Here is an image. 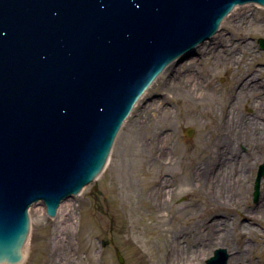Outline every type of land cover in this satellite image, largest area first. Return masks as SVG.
<instances>
[{
  "label": "water",
  "instance_id": "water-1",
  "mask_svg": "<svg viewBox=\"0 0 264 264\" xmlns=\"http://www.w3.org/2000/svg\"><path fill=\"white\" fill-rule=\"evenodd\" d=\"M248 2L0 0V264L25 261L30 207L53 218L90 185L155 79Z\"/></svg>",
  "mask_w": 264,
  "mask_h": 264
},
{
  "label": "rangeland",
  "instance_id": "rangeland-1",
  "mask_svg": "<svg viewBox=\"0 0 264 264\" xmlns=\"http://www.w3.org/2000/svg\"><path fill=\"white\" fill-rule=\"evenodd\" d=\"M238 8L249 14L252 23L246 29H241L237 21L227 17L221 25V33L228 39L234 37V44L242 36L248 37V48L255 51V64L259 66L256 75L261 94H264V49L260 44V39H264V7L247 4ZM237 44L234 56L238 59L243 57L244 64L240 67L234 64L233 69H240V73L245 70L249 57L243 41ZM201 56L197 53L185 58L179 66L192 57L199 59ZM201 68L218 76L215 82L220 89L233 86L230 75L222 72L223 70H215L214 73V68L209 63H203ZM163 73L157 78V83H153L154 88L150 87L137 103L122 127L105 171L85 187L80 195L67 201V204L75 207V229L67 231L66 221L60 222L57 217H49L46 211L41 213L43 203L30 208L31 231L26 258L22 264H168L164 257L165 245L176 232L185 231L188 235L187 239L180 237L182 244L192 242L196 245L194 237L199 230H203L206 221L225 217L234 221L239 218V212L257 214L255 187L264 159L256 165L250 164L245 170L247 179L239 193V202L230 209L207 199L194 183V170L204 159L203 150L208 148L210 154L215 134L221 132L218 129L219 114L223 104L227 102L223 92L216 103H201L197 108L184 101L179 105L174 100L170 117L158 115L148 127L140 129L139 120L143 116L144 106L154 97L159 99L163 92L161 87L168 83L171 72ZM168 95L173 97L175 93ZM237 111L246 117L258 116L264 125V111L257 114L245 102L239 105ZM168 125L172 128V136L165 141L167 162L170 163L165 173L173 177L171 185L176 191L170 206L157 212L150 207L153 203L150 191L158 185L164 171L162 172L159 164L150 165L155 147L150 140L155 139L159 130ZM189 128L193 130L190 138L186 136ZM241 150L247 151L244 146H241ZM259 154L264 156V145ZM263 193L264 176L260 183V199ZM260 225L261 227L255 226L257 233L243 238L236 229L232 234L234 241L241 245L252 264H264V222H260ZM57 235L63 242L55 241ZM221 248L224 247L218 246L206 260H197L196 263L207 264V260Z\"/></svg>",
  "mask_w": 264,
  "mask_h": 264
},
{
  "label": "bare ground",
  "instance_id": "bare-ground-1",
  "mask_svg": "<svg viewBox=\"0 0 264 264\" xmlns=\"http://www.w3.org/2000/svg\"><path fill=\"white\" fill-rule=\"evenodd\" d=\"M228 18L237 21L241 25V29H246L252 23L249 14L242 8L236 7ZM222 29L208 42H203L195 49L196 54L202 55L199 59L192 57L180 66L178 64V67L173 62L164 70V73L171 72L168 83L161 87L163 92L160 93L162 96L159 99L154 97L146 103L143 116L139 120V126L140 129L148 127L158 115L170 117L173 113L171 104L175 103L174 100L179 105L184 101L197 108L201 103L209 101L216 103L220 93L223 92L227 102L225 105L223 104L222 112L219 114L218 129L220 128L221 132L215 134L211 153L208 154V148L203 150L204 159L196 165L193 178L197 188L204 192L207 199L210 198L216 204L230 209L239 202V193L247 179L245 170L250 164L256 165L264 159V156L259 154L264 145L263 123L259 121L258 116L246 117L241 115L237 109L242 102H245L254 108L257 114L262 113L264 111V94H261L262 90H260L259 79L256 75L259 66L255 64V51L248 48V37L242 36L241 40L234 44L232 43L234 37L228 39L221 33ZM241 41L247 48L249 59L245 63V70L238 73L240 69L234 70L233 65L237 64L240 67L244 64V58L238 59L233 52L238 46L237 43ZM203 63L211 64L214 73L215 70H223L222 72L229 74L233 86L220 89L215 82L218 76L202 69ZM155 84L151 88H154ZM166 89L169 91L165 92ZM172 92L175 95L170 97L168 93ZM171 129L169 125L165 126L159 130L160 133L155 139L150 140L152 145L155 144L150 165L159 164L163 169L162 172L164 171L158 185L152 187L150 191L153 201L150 207L157 212L170 206V201L176 191L171 185L173 177H169L165 173L170 165L167 162L165 141L171 138ZM241 146L246 147L247 151L242 152ZM259 196L256 201L258 202L256 215L239 212V218L234 221L229 220L228 217L208 220L204 223L203 230H199L194 237L197 241L196 245L187 241L186 244H182L180 237L183 236L184 239H187L188 235L184 233L185 231L176 232L165 245L164 257L168 264H203L202 262L196 263V261L206 260L218 246L224 247L220 250L225 251L227 264H252L248 260L247 253L241 249V245L234 241L232 234L235 233V229L240 231L241 238L254 232L257 233L255 226L261 227L260 222H264V193L261 199ZM72 198L74 197L60 205L56 216L58 221L68 223L67 231L74 230L76 226L75 207L72 204H67V201ZM45 211V206H43L41 213H45ZM55 241L63 242V239L57 235ZM189 246L191 248L188 249ZM247 249H245L246 252ZM24 252H27V245Z\"/></svg>",
  "mask_w": 264,
  "mask_h": 264
}]
</instances>
